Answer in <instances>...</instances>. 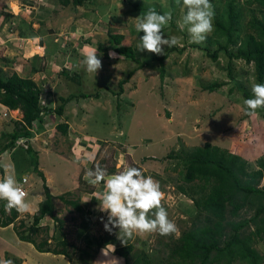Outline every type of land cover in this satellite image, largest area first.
<instances>
[{
  "label": "rangeland",
  "instance_id": "1",
  "mask_svg": "<svg viewBox=\"0 0 264 264\" xmlns=\"http://www.w3.org/2000/svg\"><path fill=\"white\" fill-rule=\"evenodd\" d=\"M224 2L211 0L215 15L221 11ZM149 9L172 14L163 34L165 39L177 37L178 44L171 48L165 46L162 55L138 51L137 48L143 33L136 31L135 19ZM185 13L182 0L179 3L177 0H82L80 6L68 5L65 8L56 5L55 0H0L2 74L15 73V69H19L16 64L25 61L28 66L40 70L46 68L44 74L53 82L55 78L67 82L64 87H58L53 96H89L73 99L64 105L66 111L75 113L73 119L76 121L82 113L85 114L82 124L79 123L82 127L78 134L71 135L68 141L54 129L49 140L55 145L31 147L37 154V169L46 180H50L49 191L53 193L56 189L58 195L69 192L70 195H64V199H77L80 206L90 212L92 225L88 235L93 238L110 237L114 240L110 244L117 247L122 244L117 238L119 230L113 229L109 233L101 222H107L108 217V213L100 208L102 194L107 191L105 183L89 184L86 170L99 164L108 176H112L130 166L141 169L146 177L151 176L159 182L164 194L162 206L178 231L169 236L159 233L135 235L129 240L134 245L129 262L139 251L152 255L157 264L163 262L167 249L162 245L171 247L179 233L189 226L190 218L178 210L179 206L184 207L186 200L190 201L176 189L183 186L179 176L181 166L167 155L208 143L239 155L246 161L248 171L256 169V160L264 158V118L259 117L264 116V108L257 109L256 118L245 115L244 100L253 98L252 88L257 84L252 64L228 59L222 51L212 62L204 50L195 48L208 44L205 41L193 43L186 28L181 29L177 23ZM108 33L125 37V42L134 51V62L123 60L116 54L110 58L112 51L109 49L106 52L96 49L107 44ZM30 45L32 49L42 46L44 50L37 49L38 53H47L38 59L18 57L29 54ZM207 48L211 53L216 46ZM90 53H96L102 61V69L96 74L87 72L83 64ZM165 54L167 56L161 62L162 73L159 63L154 60L150 61L149 67L138 68L144 60ZM7 56L9 59L13 57L9 66L3 64ZM38 77L41 79L40 75L33 79ZM120 81H124L121 86ZM39 86L43 88V84ZM59 105L57 101L54 107ZM23 146L17 145V151L1 154L0 167L5 175L11 174L17 181L21 177L26 179L27 202L34 193L41 195L42 200L41 181L32 169L30 157L22 152ZM262 186L264 179L258 182V187ZM60 189L65 192L60 194ZM86 191H91V195L88 196ZM52 196L57 197L55 194ZM91 197L97 201H90ZM237 197L242 207L234 218H230L234 222L250 218L259 204L253 198ZM52 204L53 215L61 221L62 228L58 233L57 225L44 217L34 238L36 242L46 238L53 246L54 240L49 238L50 235L58 239L63 235L74 247L68 248L70 260L63 256L46 255L50 260L36 257L37 252L28 243H23L25 248L22 247L24 250L19 254L21 251L18 253L16 249L20 250V246L16 242L21 241L17 240L12 225L0 229V260L10 259L13 264H80L79 251L84 248L82 240L76 237L80 216L57 198H53ZM36 209L37 206L33 211L17 213L13 227H17L19 221L28 225ZM252 229L250 225L244 231L248 233ZM106 246L89 250L90 258L82 256L83 260L97 264L110 258L113 252L109 257H102L101 250ZM254 248L264 258V239L255 243ZM120 262L123 264L122 260Z\"/></svg>",
  "mask_w": 264,
  "mask_h": 264
},
{
  "label": "trees",
  "instance_id": "2",
  "mask_svg": "<svg viewBox=\"0 0 264 264\" xmlns=\"http://www.w3.org/2000/svg\"><path fill=\"white\" fill-rule=\"evenodd\" d=\"M55 2L60 8H65L68 5L80 6L82 0ZM107 36V44L97 46V50L106 52L109 49L123 60L135 61L134 51L125 42L123 35L108 33ZM205 42L208 46H216V49L209 53L208 46L195 48L204 50L212 62L216 61L217 53L222 51L228 59L252 64L255 82L264 83V0H225L218 15L214 14L213 31ZM166 56L167 54L162 57L152 56L138 64V68L149 67L150 61L154 60L159 63L162 73L161 62ZM32 58L39 57L35 55ZM39 70L34 66L29 67L31 74ZM133 72L128 73V77ZM122 84L124 81L119 82L120 86ZM42 93L41 86L32 79L19 77L14 72L7 75L0 71V106L4 108L3 112H6L8 117L9 112L15 110L21 115L18 121L11 122V131L0 133V155L17 151L16 142L19 140L28 142L32 137L31 128L41 122L44 114L52 112L60 116L64 105L69 101L89 98L84 94L58 97L60 105L50 109L40 103ZM259 117L264 118L263 115ZM55 130L65 136L67 126L65 123H59L55 125ZM23 147L22 152L30 157L32 169L41 181L43 199L30 216L31 222L25 225L23 221H19L17 227H13L17 211L13 209L6 213L4 210L6 202L0 201V228L12 225L18 241L32 245L38 253L63 256L69 261L68 248L74 247L63 238V235H60L59 239L50 235L49 238L52 237L54 240L53 246L49 245L46 238L39 242L34 238L40 230L39 222L44 217L50 218L57 225L58 233L62 228L61 221L53 215L52 200L57 198L72 207L80 216L76 237L82 240L84 248L79 251L78 257L81 260L80 264H88L89 250L99 249L114 240L110 237L93 238L88 235L92 225L89 210L83 209L77 199H64L63 196L70 195L69 192L53 197L46 186L43 174L37 169L36 152L30 145ZM167 156L177 160L181 166L179 176L183 186H177L176 189L190 199L195 212L189 219V226L179 233L171 247L168 244L162 245L167 252L163 262L158 264H264L263 256L254 248L255 243L264 239V186L258 187V182L264 179V158L256 160V169L248 171L246 161L239 155L208 143L191 150L180 149L178 153ZM2 174L0 167V176ZM238 195L256 199L259 204L250 218L234 222L230 218H234L242 207L236 200ZM250 225L253 229L245 233L244 229ZM133 251L134 245L128 240L125 245L115 247L113 254L121 259L123 264H157L153 261L152 255L144 251H139L129 262L128 258ZM82 256L87 259L83 260Z\"/></svg>",
  "mask_w": 264,
  "mask_h": 264
},
{
  "label": "clouds",
  "instance_id": "3",
  "mask_svg": "<svg viewBox=\"0 0 264 264\" xmlns=\"http://www.w3.org/2000/svg\"><path fill=\"white\" fill-rule=\"evenodd\" d=\"M180 0H177L179 3ZM186 9L181 21L177 23L181 29L187 30L193 43L204 42L213 31L214 7L211 0H182ZM172 19V14L158 13L155 9H149L146 14H141L135 24L138 33H143L137 45L138 51H147L155 55H162L165 46L168 48L178 44L175 36L164 38L163 28ZM115 53L110 52L112 58ZM86 71L96 74L102 69V61L96 53L88 54L83 60ZM253 98L245 99V115L249 118L258 116L257 109L264 108V83H257L252 88ZM43 93L40 103L43 105ZM6 119V118H5ZM85 177L88 183L95 186L105 183L107 191L102 194L100 208L108 213L104 230L111 233L118 229L117 238L122 244L134 238L137 234L159 233L161 236H169L178 231L174 222L168 218V212L162 206L163 192L158 181L151 176H145L141 169L126 167L112 176H108L106 170L99 164L94 169H87ZM22 178V177H21ZM20 178V179H21ZM24 178V177H23ZM15 177L6 174L0 178V201H5L4 210L10 213L13 209L17 213H27L30 203L25 200L26 193L19 185ZM152 213L154 219L149 218ZM115 251L114 245H107L101 250L102 257H109V253ZM0 264H13L10 259L0 260ZM97 264H121L115 257L102 259Z\"/></svg>",
  "mask_w": 264,
  "mask_h": 264
},
{
  "label": "crops",
  "instance_id": "4",
  "mask_svg": "<svg viewBox=\"0 0 264 264\" xmlns=\"http://www.w3.org/2000/svg\"><path fill=\"white\" fill-rule=\"evenodd\" d=\"M1 34H2V31H1L0 35ZM33 40H35V39H33ZM1 41L2 40H1V37H0V42ZM37 49H41L42 50L43 47L42 46H38ZM37 49L36 48L32 49V46L30 45L28 47V50H31L30 53L26 54V55L25 54L24 55L20 54V55H18V57H20L21 59H23V58H32L35 55H37L38 57H41V56H44L47 53L45 51H42V53H38ZM8 59H9L8 56L5 57V59L3 60V64L4 65L8 64V66H9L10 62H13V57L11 59H9V60ZM28 60L29 59H27L26 61H28ZM16 65L19 67V69H17V70L15 69V74H17L19 77L30 78L33 81H35L38 85H40V83L43 84L42 92H43V95H44V98H43L44 102H43L42 106L43 107H48L50 109H54L55 108L54 105L58 101L57 100L58 97H62V96H53V92L58 87H64L63 85H67V82L66 81L63 82L62 80L59 81L57 78H55L54 82H53L52 79L49 78L50 76H46V74H44V72H46V68L44 69L45 71L44 70H39L38 72H35V73L31 74V72L29 71V67L30 66H28L27 62L24 61L23 64H16ZM60 70L62 72V69H60ZM37 75H40L41 79H39V77H38L39 80L38 79H33ZM36 80H38L39 83ZM64 108L65 107H63V112H62V114L60 116H56L52 112L44 114L42 116L41 122L34 124L33 128H31L30 132H32V137L28 140V142L23 141V140H19V141L16 142V145H30L31 147H32V145H55V144H51L49 138L51 136H53L52 135L53 134L52 131L55 129L54 128L55 125L59 124V123H65L66 126H67L66 135L65 136L60 135V136L65 138V140L70 141L71 140L70 139L71 135L78 134L79 133V129L81 130L82 117H84L85 114H83V113L81 114V118L77 120L78 121V124H77L76 123L77 121L73 119L74 116H75V113H72V111H66V109H64ZM3 109L4 108L0 106V114L3 112ZM20 117H21V115H20L19 111H17V110L10 111L9 112V117H7L6 119H4V118H2V116H0V133L11 131L12 130L11 122L12 121H18L20 119ZM79 123H81V124L79 125ZM70 132H71V134H70ZM54 136H56V135L54 134ZM68 141H66V142H68ZM73 142H74V140H73ZM1 169L3 171V174L0 176V178H3L5 176V172H4L3 168H1ZM45 183H46V186H47V188L49 190L50 180L49 179H47V180L45 179ZM27 192H29V191H27ZM59 192L61 194V193L65 192V190L60 189ZM53 193L56 196H59L58 195V190H57V192H56V189L53 190ZM53 193L50 192V194L54 195ZM89 194L91 195V193H87L88 196H89ZM182 196H184V195H182ZM41 197L42 196L39 195V194H35V193L33 194L31 200L29 201V202L33 203V204H31V207H30L29 211H33L36 208L37 204L41 201ZM95 200L96 199L93 198V197L90 198V201H95ZM88 204H89V202H88ZM86 207H88V205ZM175 208H177V207H175ZM85 210H87V209H85ZM178 210L180 212H183L186 216H188V218H191L194 215V212H195V209L193 207L192 202L188 201V200H186V203L184 204V207H183V205L179 206ZM150 216L152 217V219H154L153 218L154 216L152 215V213L150 214ZM23 243H25V242H22V243L21 242H19V243L16 242V244L20 246V250L16 249V251L18 253H19V251H21L19 254H21L23 252V250H24L23 248H25V247H23ZM36 255H37L36 257L39 256V258H41V259L47 258V260H50V258L47 257L46 255H50V256L56 257L55 255H52V254H49V253H39L38 254V252H37ZM112 256L115 257V258H118V257L114 256L113 254H112ZM33 258H34V256H33ZM119 260L121 261V259H119ZM40 263L44 264L42 262H40ZM40 263H38V264H40Z\"/></svg>",
  "mask_w": 264,
  "mask_h": 264
},
{
  "label": "built area",
  "instance_id": "5",
  "mask_svg": "<svg viewBox=\"0 0 264 264\" xmlns=\"http://www.w3.org/2000/svg\"><path fill=\"white\" fill-rule=\"evenodd\" d=\"M1 116H2V118H4V119L8 117V115H7L6 112H3ZM25 182H26V179L22 177L18 183H19V185L22 186V188H23V185L25 184ZM23 190H24V188H23ZM24 191H25V190H24Z\"/></svg>",
  "mask_w": 264,
  "mask_h": 264
}]
</instances>
